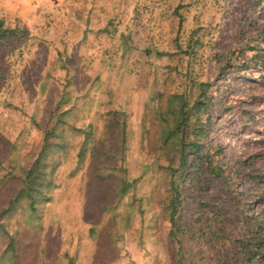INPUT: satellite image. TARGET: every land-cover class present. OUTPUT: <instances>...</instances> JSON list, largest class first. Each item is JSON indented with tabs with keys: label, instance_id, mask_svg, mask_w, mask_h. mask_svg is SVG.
<instances>
[{
	"label": "rangeland",
	"instance_id": "1",
	"mask_svg": "<svg viewBox=\"0 0 264 264\" xmlns=\"http://www.w3.org/2000/svg\"><path fill=\"white\" fill-rule=\"evenodd\" d=\"M0 21V264H264V0H0Z\"/></svg>",
	"mask_w": 264,
	"mask_h": 264
},
{
	"label": "trees",
	"instance_id": "2",
	"mask_svg": "<svg viewBox=\"0 0 264 264\" xmlns=\"http://www.w3.org/2000/svg\"><path fill=\"white\" fill-rule=\"evenodd\" d=\"M15 30L5 28L4 23L0 21V40L5 38L7 34L14 33ZM46 164L42 160V154L37 158L34 165L28 170L25 187L22 190L24 196L29 199L30 207L35 209L36 204L48 201L49 197L46 196L44 188L48 191L51 189V181H46V171L44 167ZM58 164L53 165V170L56 169Z\"/></svg>",
	"mask_w": 264,
	"mask_h": 264
}]
</instances>
